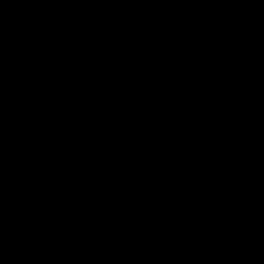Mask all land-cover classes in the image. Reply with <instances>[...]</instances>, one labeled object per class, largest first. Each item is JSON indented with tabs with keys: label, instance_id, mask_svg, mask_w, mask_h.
<instances>
[{
	"label": "water",
	"instance_id": "95a60500",
	"mask_svg": "<svg viewBox=\"0 0 264 264\" xmlns=\"http://www.w3.org/2000/svg\"><path fill=\"white\" fill-rule=\"evenodd\" d=\"M0 264H264V0H25Z\"/></svg>",
	"mask_w": 264,
	"mask_h": 264
}]
</instances>
